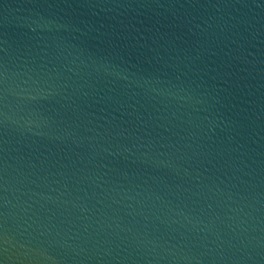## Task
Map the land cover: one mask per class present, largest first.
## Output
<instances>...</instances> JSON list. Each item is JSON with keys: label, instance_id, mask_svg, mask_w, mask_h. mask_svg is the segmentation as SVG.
<instances>
[{"label": "water", "instance_id": "obj_1", "mask_svg": "<svg viewBox=\"0 0 264 264\" xmlns=\"http://www.w3.org/2000/svg\"><path fill=\"white\" fill-rule=\"evenodd\" d=\"M0 264H264V0H0Z\"/></svg>", "mask_w": 264, "mask_h": 264}]
</instances>
